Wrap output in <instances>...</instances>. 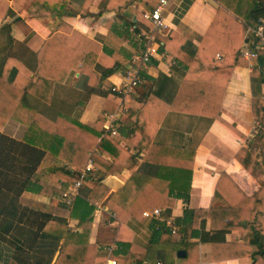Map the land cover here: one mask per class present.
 <instances>
[{"label":"trees","instance_id":"16d2710c","mask_svg":"<svg viewBox=\"0 0 264 264\" xmlns=\"http://www.w3.org/2000/svg\"><path fill=\"white\" fill-rule=\"evenodd\" d=\"M14 1L29 4L20 15L12 11L10 0H0L1 18L12 14L4 25L25 20L43 32L45 40L37 52L18 43L17 48L13 45L0 53V159L12 158L15 162L10 166L11 171L24 178L16 177L14 183L6 181L2 169L5 162L1 161L0 264H103L106 254L102 247L90 242L94 213L90 201L99 200H104L123 227L117 237L114 257L121 264H140L144 260L175 264L179 250L186 253L181 261L189 263L191 253L204 240L212 243L216 258L220 250L230 252L228 249L232 248L233 256L249 253L253 264H264V49H258L257 64L251 72L252 109L257 128L253 143L258 145V150L254 152L250 145L236 154V159L259 184L254 194L245 193L224 171L210 207L187 206L182 216L174 218L179 233L174 238L166 218L172 216L178 198L186 203L190 200L196 135L186 138L182 134L179 143L154 141L168 111L210 122L220 119L236 130L222 119L220 110L233 70L248 63L242 55L248 27L256 29L264 25L261 21L264 0H220L224 7L218 10L200 46L193 51L187 50V38L177 31H170L168 36L157 34L159 51L175 55V67L183 66L184 80L168 103L161 91L171 77L161 74L158 79H151L141 73L143 81L151 79L159 83V89L148 91L146 98L139 99L132 110L133 94L126 101L125 114L132 120L130 134L134 151L123 147L111 135L103 136L107 115L118 109L121 99L112 90L113 86L106 91L103 109L93 126L74 115L60 113L55 119L50 118L37 107L41 101L51 104L56 83L66 82L72 74L79 73L76 87L83 92L77 106L82 110L91 97L87 89L106 85L109 77L129 59L109 43L101 44L89 38L66 21L69 15H89L95 0ZM134 1L144 3L151 10L158 4L153 0ZM123 2L109 0L101 5L100 11H117L111 34L120 40L129 39L136 51L141 52L145 48V35L137 21L122 14ZM142 18L145 20L144 15ZM32 97L38 101H31ZM5 137L22 144L17 156L5 151ZM105 152L112 158L106 159ZM46 154L51 156V162L44 160ZM89 158L101 169L98 184L93 188L81 187V196L73 197L72 203L61 201L53 205L26 195L27 192L42 197L63 195L66 187L78 180ZM141 164L149 165V169ZM124 167L131 168L133 175L111 192L104 180ZM59 181L60 187L55 185ZM80 205L87 207V212L73 230L69 217ZM157 207L164 212L161 219L152 221L153 235L148 247L141 249L127 241V221ZM207 220L211 223L209 231ZM237 229L248 230L247 245L227 241L226 235Z\"/></svg>","mask_w":264,"mask_h":264},{"label":"crops","instance_id":"0c3cea01","mask_svg":"<svg viewBox=\"0 0 264 264\" xmlns=\"http://www.w3.org/2000/svg\"><path fill=\"white\" fill-rule=\"evenodd\" d=\"M108 1L109 0H95L94 4L91 6L89 15H69L65 17V19L70 25L89 38L101 44L109 43L114 50L124 55L125 58L128 55L127 58L129 59L109 77L106 85H103L100 89H87V91L91 93V97L82 110L77 106V102L80 100L83 92L81 88L76 87V80L79 77V73L75 75L72 74L66 82L56 83L51 104L49 105L39 101L40 103L37 106L41 112H44V114L50 118L55 119L60 113L69 116L74 115L79 117L83 123L93 126L103 109L106 100V91L109 86L121 83L128 67L138 63V58L143 50L137 52L129 39L123 38V40H120L111 34V29L117 22V11H100L101 5L108 3ZM152 2L159 4L160 0H153ZM28 4L29 2L22 5L14 0H10L9 3L12 11L20 15L22 14L23 8L28 6ZM221 7L223 8L224 6L221 4L220 0H170L162 13L169 27L162 32H157V34L168 36L170 31H177L187 38V50L190 49L193 51L200 46L203 37ZM150 10L151 9L144 3L134 0H124L121 8V12L126 18L138 22V26L142 29L144 35L150 31L148 29V23L150 24V22L145 19L148 21L147 23L142 18V15L145 11ZM11 16L12 14L6 16L5 19L0 16V53L13 45L17 48L18 43H24L30 51L37 52L44 43L45 34L34 28L25 20L7 26L4 25ZM157 41H159V38H157ZM160 43L163 44V42ZM130 54L131 56L129 57ZM217 59L220 58L217 56ZM175 64V55L173 53H163L159 51V54L155 58L148 64L142 66V72L151 77V79H158L161 74L171 77L172 80L164 84L161 91L163 100L168 103L174 99L176 91L180 88L184 80V76L181 72V69L184 71L183 66H180L181 69H177ZM251 72L252 68L249 66V63H247V65L235 67L231 74L220 110L222 119L235 127L236 130L229 127V125L220 119L210 122L205 119H200L199 117L189 118L187 115H181L175 111H168L160 122V128L154 136V141H161L164 143L175 141V143H179L182 134L185 135L186 138L187 135H196V157L193 167L190 200L186 203L182 198H178L172 210V216L166 218L167 220L169 218L174 220V218L182 216L187 206L190 208L210 207L213 203L218 179L224 171L228 172L248 195L254 194L259 189L257 181L236 159L237 152L243 147H250L251 145V149L257 152V147L253 143L257 128L252 109L253 94ZM151 79L144 80L136 89V92L130 97L131 110L139 99L146 98L145 94L148 91L159 89V83L156 84ZM31 101L38 100L32 97ZM120 116L118 121L119 125L117 126L119 133L118 135L111 136L129 151H134L135 145L132 141V135L130 134L132 120L125 113H122ZM103 136H105L104 133ZM252 143L254 145H252ZM21 146L22 144L16 139L14 140L9 137L4 138L5 151H9L14 157L18 155ZM97 151L98 153L101 152L100 150ZM103 156L106 159L112 158L111 154L107 152H105ZM44 160L51 162L52 158L46 154ZM1 161L5 162L2 165V169H4L3 177H6V181L14 183L13 181H15L16 177L19 178L18 180L24 179L21 175L16 176L11 171L10 166L15 162L12 161V158L8 161L6 157L1 158L0 163ZM89 161L93 162L95 170L88 175L83 186L93 188L98 184L101 169L97 167L92 158L87 160L85 166ZM60 163L62 162L60 161ZM141 163H143L142 159ZM141 166H146V168L149 167L147 164H141ZM132 175L133 170L129 167H124L115 174L109 175L104 182L110 188V191L113 192L124 185ZM55 185L60 187L62 183L61 181L55 182ZM73 186L66 187L64 192L68 191ZM165 192L167 191L165 190ZM26 195L33 196L34 198L41 199L53 205H57L61 201H66L63 195L60 194L52 197H42L27 192ZM78 195L81 196L80 194ZM78 195H74L73 197ZM164 195H167V193ZM90 203L94 205L90 242H97L99 246L102 247L103 252L106 254V259L111 254L115 257L117 237L121 234V230H123L121 222L115 217L109 207L105 205L104 200L96 202L90 201ZM141 205L144 206L145 202L141 203ZM80 206L81 207L77 208L78 210H74L75 214L69 217V225L73 230L78 228L80 217L84 216L87 208L82 205ZM79 209H81V211H79ZM155 209H161L162 214L164 212L161 207ZM145 211L153 212L148 209ZM161 218L162 216L146 217L143 212L141 217L129 219L125 226L127 241H131L141 249L147 248L153 235L152 221ZM210 224V220H207V231L210 230ZM244 224H246L245 221ZM247 233L248 230L246 229H237L228 233L226 239L230 243L247 245L249 242V240L245 238ZM173 236L174 238H178L179 233L177 232L173 234ZM228 250L230 252L220 250L218 258H216L212 243L208 240L199 241L198 250L191 253L192 260L189 263L181 261V258L185 256H178L179 260H177L175 264H253V259L249 253L243 252L242 256H233L231 254L233 249L229 248ZM246 251H250V248Z\"/></svg>","mask_w":264,"mask_h":264},{"label":"built area","instance_id":"2783aa9c","mask_svg":"<svg viewBox=\"0 0 264 264\" xmlns=\"http://www.w3.org/2000/svg\"><path fill=\"white\" fill-rule=\"evenodd\" d=\"M170 0H160L159 4L150 11L144 12V18L151 23L150 31L145 34V48L138 58V63L130 65L125 72L123 81L119 84H115L112 90L119 94L121 97L119 107L116 112L108 114L107 120L103 128L104 135H118L117 126L119 118L122 113L126 112V101L128 97L136 92V89L142 83V66L148 64L153 58L159 54V42L157 41V32L166 30L169 26L165 22L162 15L163 10L168 5ZM264 22V19L261 20ZM258 49H264V25L261 24L258 28L254 29L248 27L247 35L244 39L242 47V55L248 61L249 66L253 68L257 64V57L259 55ZM218 58H221L218 55ZM95 170L92 161H89L85 168L82 170L78 180L74 186L68 191L64 192L63 197L67 203L73 202V196L80 194V188L85 183L89 174ZM144 216L146 217H160L162 216L161 209H155L153 212L145 211ZM167 224L171 226L172 233H177V226L174 224V220L169 218ZM103 264H121L116 258L109 255ZM141 264H164L163 261L148 262L143 261Z\"/></svg>","mask_w":264,"mask_h":264},{"label":"water","instance_id":"95a60500","mask_svg":"<svg viewBox=\"0 0 264 264\" xmlns=\"http://www.w3.org/2000/svg\"><path fill=\"white\" fill-rule=\"evenodd\" d=\"M185 255H186V253H185L184 250H179V251H178V256H179V257H183V256H185Z\"/></svg>","mask_w":264,"mask_h":264},{"label":"rangeland","instance_id":"374dc122","mask_svg":"<svg viewBox=\"0 0 264 264\" xmlns=\"http://www.w3.org/2000/svg\"><path fill=\"white\" fill-rule=\"evenodd\" d=\"M256 145V144H255ZM258 145H256V147H257ZM257 150H258V148H257Z\"/></svg>","mask_w":264,"mask_h":264}]
</instances>
